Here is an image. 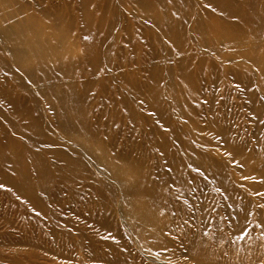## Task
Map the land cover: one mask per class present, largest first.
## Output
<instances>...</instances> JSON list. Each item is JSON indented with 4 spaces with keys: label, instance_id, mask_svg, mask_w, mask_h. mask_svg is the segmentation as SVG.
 Returning <instances> with one entry per match:
<instances>
[{
    "label": "rangeland",
    "instance_id": "obj_1",
    "mask_svg": "<svg viewBox=\"0 0 264 264\" xmlns=\"http://www.w3.org/2000/svg\"><path fill=\"white\" fill-rule=\"evenodd\" d=\"M17 1L20 17L44 8L69 9L72 14L78 11L75 0ZM186 1L190 12L180 25L185 34L180 44L182 54L179 43H174L156 20L141 16L137 0H90L86 16L102 17L104 29L109 32L100 46L104 58L108 57L111 42L117 44L119 54L111 61L115 63L108 87L98 86L101 75L79 77L82 85L93 84L87 93L85 114L91 121L110 116L115 101L112 91H122L129 96L135 120L124 119L119 130L107 126L102 127V132L110 134L107 143L112 144L117 154L128 151L130 156H138V150L146 145L144 140L151 132L165 137L171 135V126L148 106L144 86L151 73L163 72L158 84L167 95L163 98L165 105L173 112L180 137L191 148L190 152L177 148L178 152L190 162L199 156L210 164L208 169H193L189 176L191 183L185 189L167 188L164 205L169 213L161 214L154 226L159 241L162 240L161 246L154 248L141 239L137 221L127 213L120 185L104 165L85 154L54 119L43 98L44 91L36 87L38 80L21 71L16 79L7 72L8 67H13L8 65L0 69V112L2 110L3 115L0 117V145L15 142L16 133L5 121L13 116L11 100L17 97L18 102L29 108L27 96L37 98L41 108L35 103L36 111L31 114L36 130L48 136L57 149L37 144L36 150L76 154L85 160L84 164L81 160V166L94 188L101 187L105 192H94L84 179L66 184L68 191L63 189L55 199L44 197L47 206L54 210L55 224L48 216L38 214L35 207L6 182L15 177L16 172L9 162L0 161V185L3 186L0 187V264H264L263 175L244 169L239 157L246 153L264 160V96L253 80L244 82L245 68L249 64L247 67L242 64L232 42L223 44L225 39L214 29L216 24H236L235 18L219 13L216 6L203 0ZM233 1L240 6V0ZM163 3L168 6L169 0ZM101 5L106 14L97 9ZM103 12L105 15H101ZM4 14L6 12L0 8V26L6 24ZM199 17L205 26H211L203 34L197 33L195 27ZM8 24L12 25V21L8 20ZM175 24L173 21L172 25ZM220 42L223 44L220 50L213 51ZM73 48L76 64L85 67L87 48L79 46L77 40ZM11 53V45L1 29L0 56L9 59ZM185 70L196 71L194 78L187 82L195 90L187 96L182 95V87L175 86L179 84V74ZM131 81L135 83L133 87ZM3 84L5 88H1ZM171 85L175 88L171 89ZM167 91H171V95ZM260 109L262 113L258 115ZM184 126L194 129L196 135H183ZM172 144L176 149L175 141ZM55 159L57 157L51 155L49 161L55 162ZM152 160L148 159L149 164ZM211 166L218 167L215 169L220 172L212 170ZM161 168L152 167L153 173L164 175L166 171ZM56 187L52 185V191H56ZM182 202L188 207L184 208ZM171 205H176V211L169 208ZM103 208L107 209L106 213Z\"/></svg>",
    "mask_w": 264,
    "mask_h": 264
},
{
    "label": "bare ground",
    "instance_id": "obj_2",
    "mask_svg": "<svg viewBox=\"0 0 264 264\" xmlns=\"http://www.w3.org/2000/svg\"><path fill=\"white\" fill-rule=\"evenodd\" d=\"M203 1L216 6L219 13L223 12L235 18L236 24H216L214 29H217L221 34L220 36L225 39L223 44H232L237 49L242 64H245L246 67L249 64L248 68L243 65L245 68L244 82L251 83L253 80L262 90L264 96V0H240L239 7L233 4V0ZM17 2V0H0V8L6 12L3 18L6 24L0 26V30H4L7 43L12 48L9 59L0 56V69L13 65L11 68L8 67L7 72H11L9 74L13 75L14 78L18 77V73L21 71L38 80L39 84L36 87L38 90L44 91L43 98L47 102V108L52 111L54 119L66 129L70 138L81 147L82 151L94 158L96 162L104 165L112 178L120 185V193L124 198L127 213L137 221L139 228L137 233L141 234V239L150 243L154 248L160 247L159 242L162 243V240L159 241L158 231L154 232V226L161 214L165 211L167 214L169 213L164 205L168 197L167 190L169 187L175 188L177 191L185 189L191 183L189 176L193 174V169L210 168L208 166L210 164L199 156L193 157L190 162L178 152L179 148L184 151H189L191 148L185 140H182L183 137H180L181 133L174 125L176 121L173 112L172 110L168 111L167 109L170 108L165 105L163 98L167 95L158 84L163 72L151 73L148 85L145 84L144 86L147 90L148 106L158 116H161L163 122L171 126V135L165 137L159 133L151 132V135L144 140L146 145L138 150L140 151L138 156H130L128 151L117 154L112 144L107 143L110 141V136L108 137L110 134L103 133L102 127L114 126V129L119 130L121 123L127 118H130L128 121L131 122L135 120L133 119L135 109L130 103L129 96L122 91H112L115 101L111 105L110 116L103 115L104 118L100 116L91 121L85 118V114L87 112V93L93 84L89 82L82 85L79 82V77L82 76L97 75L99 77L101 75L98 86L104 89L113 79L109 74L115 62L111 61L117 59L119 52L117 44L111 42L107 48L108 57L104 58L103 47L101 50L100 46L109 33L104 29L105 21L102 17L92 19L86 16L90 0H75L77 14H72L69 9L53 11L44 8L41 11L21 17ZM168 4L165 6L163 0H137L141 16L156 20L157 24L173 38V42L179 43V52L184 54L180 44L184 41L185 34L180 25L187 18L190 7L186 0H169ZM100 7H97L100 13L105 11L104 6L101 5ZM105 14L103 12L101 15ZM8 20L12 21V25L9 26ZM173 21L176 23L175 25H172ZM195 27L197 33L202 34L204 30L211 28L209 25L205 26L200 17L197 18ZM76 40L79 46L82 45V47L87 48L86 68L78 66L75 62L76 56L73 46ZM229 41L232 43L230 44ZM221 44L222 42L215 44L216 46L213 45L215 47L212 50H220ZM200 49L202 48L200 47ZM207 53L209 52L207 51ZM166 72L171 71L167 70ZM195 72L185 70L179 74V84H175V86L182 87V95H190L195 90L192 85L187 84L189 80L194 78ZM122 80H124L123 77ZM130 83L132 87L135 85L133 81ZM175 86L171 85L170 88H175ZM5 87V84L1 85V88ZM170 88L169 90H171ZM170 92L167 91V93ZM14 98L11 100L13 116L10 120L5 121L16 133L14 135L15 142L0 145V161L9 162L16 172L15 177L6 179V182L15 191L21 193L26 201L35 207L38 214L48 216L56 224L54 210L47 206L44 199H55L57 194H62L63 189L64 192H67L66 184L69 183L72 184L85 179L89 182L88 184H91V189L94 188V184L85 170L82 169L81 160L83 164L85 160L78 158L76 154L68 155L61 150L56 152L52 150L48 153L36 150L35 145L37 144L57 149L48 136L42 135L40 131L36 130L35 120L31 114L36 111L37 98L27 96L29 108L25 107L22 102H18L17 97ZM38 107L41 108L39 105ZM1 112L0 117L2 118ZM261 113V109L257 110L258 115ZM185 116H187L186 113ZM183 135H196V131L184 126ZM174 141L175 146H177L176 149L172 144ZM51 155L54 158L57 157L55 162L49 161ZM239 157L244 169L263 175L264 185V160L246 153ZM149 158L153 159L152 164H149ZM154 166L162 167L161 169H164L166 173L164 175L153 173L152 167ZM211 167L213 170L216 166ZM215 171L220 172L217 169ZM52 185L58 186L56 191H52ZM100 190L105 192V189L101 187L94 188V192L97 191L98 194H102ZM112 198L114 199V197ZM100 203L102 204L101 200ZM182 204L184 208L185 206L188 207L187 203L182 202ZM169 208L176 211V205H171ZM103 210L104 213L107 212L106 208Z\"/></svg>",
    "mask_w": 264,
    "mask_h": 264
},
{
    "label": "snow or ice",
    "instance_id": "obj_3",
    "mask_svg": "<svg viewBox=\"0 0 264 264\" xmlns=\"http://www.w3.org/2000/svg\"><path fill=\"white\" fill-rule=\"evenodd\" d=\"M0 187H3L2 185H0ZM261 207H264V205H262Z\"/></svg>",
    "mask_w": 264,
    "mask_h": 264
}]
</instances>
